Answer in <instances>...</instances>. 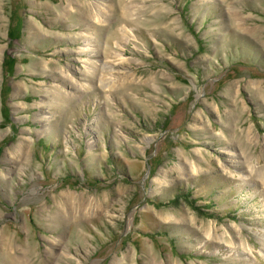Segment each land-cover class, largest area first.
<instances>
[{
  "label": "rangeland",
  "instance_id": "1",
  "mask_svg": "<svg viewBox=\"0 0 264 264\" xmlns=\"http://www.w3.org/2000/svg\"><path fill=\"white\" fill-rule=\"evenodd\" d=\"M0 264H264V0H0Z\"/></svg>",
  "mask_w": 264,
  "mask_h": 264
},
{
  "label": "bare ground",
  "instance_id": "2",
  "mask_svg": "<svg viewBox=\"0 0 264 264\" xmlns=\"http://www.w3.org/2000/svg\"><path fill=\"white\" fill-rule=\"evenodd\" d=\"M101 69H103V67H102ZM105 69H106V71L110 70V68H108V67H106ZM105 74H107V73H105ZM48 118H50V117H46L45 119L48 120ZM21 142H22V141H21ZM19 144H20V143H19ZM16 149H17V148H16ZM18 149L21 150V149H20V146L18 147ZM17 151H18V150H17ZM91 205H92V204H91ZM81 207H82V211H83V209L86 210V209H87V207H86V203H82Z\"/></svg>",
  "mask_w": 264,
  "mask_h": 264
}]
</instances>
